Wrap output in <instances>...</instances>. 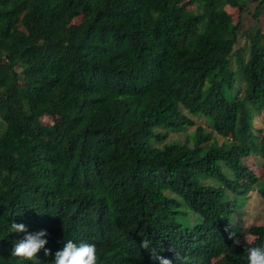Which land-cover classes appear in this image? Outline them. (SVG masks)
<instances>
[{
  "label": "trees",
  "instance_id": "16d2710c",
  "mask_svg": "<svg viewBox=\"0 0 264 264\" xmlns=\"http://www.w3.org/2000/svg\"><path fill=\"white\" fill-rule=\"evenodd\" d=\"M262 14L264 0H0V264H33L11 256L27 234L13 221L47 231L37 264L67 240L99 264H159L142 239L173 264L170 248L247 264L229 233L250 191L264 199ZM181 105L223 140L199 125L156 146L195 125ZM248 234L264 244V224Z\"/></svg>",
  "mask_w": 264,
  "mask_h": 264
},
{
  "label": "clouds",
  "instance_id": "9594fccd",
  "mask_svg": "<svg viewBox=\"0 0 264 264\" xmlns=\"http://www.w3.org/2000/svg\"><path fill=\"white\" fill-rule=\"evenodd\" d=\"M262 224H264V222ZM262 224H252L251 226ZM21 232L27 234L22 239L15 242L14 247L11 249V256L21 261H30L33 262V264H37L39 260L37 256L40 250L43 249L46 256L52 254L51 250L45 247L48 243L46 239L48 233L46 230L28 233L27 226L24 223H16L13 221L10 225L9 233ZM229 238L233 239V244L235 246H239L241 244L240 239L244 238V251L247 254V264H264V244L249 247V238L243 236L238 239L235 237V233H229ZM151 245L152 242L150 240H141L140 247L150 252L152 259L158 260L159 264H173L172 259L159 255L156 248ZM169 251L174 253L175 264H189L188 257L182 256L174 248H170ZM53 261L54 264H99V256L95 244L87 242H80L77 244L72 240H67L63 248L55 252Z\"/></svg>",
  "mask_w": 264,
  "mask_h": 264
},
{
  "label": "rangeland",
  "instance_id": "374dc122",
  "mask_svg": "<svg viewBox=\"0 0 264 264\" xmlns=\"http://www.w3.org/2000/svg\"><path fill=\"white\" fill-rule=\"evenodd\" d=\"M255 6L256 3H251L249 5V9L245 12L244 30L250 27L256 28L257 26H259L257 21L252 16ZM233 13L235 17L238 16L236 10H234ZM260 25L264 31V14L260 15ZM245 41L246 39L244 38V36H241L237 46L238 47L243 46ZM180 108L182 109L184 115L195 121V125H186L179 131H171L169 137L164 142L158 143L155 140L154 144L156 146H162L164 143H168L170 141H175V140L183 141L188 134L194 133L199 125L205 127L208 132H213V134L216 136V138L219 141L223 140V137L219 135L216 131H214L211 126H209L206 118L202 114H192L183 105H181ZM254 124H255V129H261V132L256 131V134L262 135V133L264 132V115L263 116L259 114L254 115ZM250 163L253 169L255 170V172L258 175H261L263 172L261 156L257 154L250 160ZM263 212H264V199L262 195L258 192L257 189L250 191L248 197L246 198V202L244 206L236 213L232 221V224H239L242 226V229L240 231L241 235L238 237L239 239L243 236L244 237L246 236L249 238V241L253 240L254 237L248 234V229L252 224H262L264 222Z\"/></svg>",
  "mask_w": 264,
  "mask_h": 264
}]
</instances>
